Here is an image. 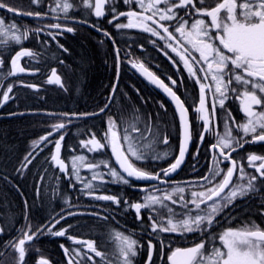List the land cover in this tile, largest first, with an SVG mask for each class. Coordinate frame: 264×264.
<instances>
[{"label":"snow or ice","instance_id":"1","mask_svg":"<svg viewBox=\"0 0 264 264\" xmlns=\"http://www.w3.org/2000/svg\"><path fill=\"white\" fill-rule=\"evenodd\" d=\"M40 2L41 0H32L35 5H39ZM115 2L116 0H81L83 7L90 9L96 18L105 17L107 15L106 4L114 5ZM123 3L136 4L140 11L117 12L113 6L110 8L113 15L108 22L112 24L113 21L119 20L123 16L127 18V23H116L117 29L139 28L160 40L166 41L165 47L179 57V61L183 62V66L189 75L195 78L199 84V106L195 108V112L199 114L198 118L203 121L204 133L214 131L212 125L217 104L221 109L225 108L226 101L230 96L239 101L240 110L246 118L244 122L237 123L235 117L228 110V120L235 125L237 134L243 133V135H240L239 138L237 135H233V130L227 127L226 121L224 134L217 135L216 143L210 146L212 149L218 150L219 158L213 156L215 167L209 169V175L201 178L206 182L205 185L201 186L204 190L191 191V198L188 199L183 195L185 188L177 187L170 193L166 192L162 197L146 195L143 203L128 204L127 201H124V204L135 210L136 219L140 221H143L142 209H149L151 213H155V216L152 214L148 216L150 222L149 235L154 234L157 239H159L160 233L180 235L199 233L206 237L191 247H172L170 244L166 245L164 240L159 239L160 255L163 256L165 247L169 249L168 264H264V228L260 225L251 222L241 228L228 227L218 234L211 231L217 216L231 206L237 198H243L250 192L258 191L257 181L264 182V155L249 154L247 156L248 167L253 168L256 174L247 173L244 165L239 164L232 155L238 148H243L245 144L264 142V0H213L211 5L208 4V0H123ZM54 4V7L49 6V10L53 13L59 10L64 14L65 19H69L68 13L75 7L71 0H54ZM0 9H6L13 15H28L34 18H42L47 15V13L40 12H22L5 3L4 0H0ZM181 9H183V15L180 14ZM186 17L192 18L191 22ZM77 22L88 23L86 20ZM90 26L97 31H103L95 24ZM48 27L58 30L63 27V31L69 33L75 31L73 27L62 26L59 23L51 24ZM42 30L35 29L34 31L40 32ZM18 32L20 34H17ZM62 34L63 32L49 33L53 39L56 35ZM103 34L111 39L107 31H103ZM28 36L29 29L25 28L23 32H20L19 25L15 22L8 24L4 18L0 17V44L7 46L13 42L19 45ZM153 43L155 42L153 41ZM59 47L63 48L62 45ZM161 50L163 51V49ZM164 54L174 65L177 64V61L167 51ZM35 55L36 53L21 48L10 59L8 75L25 72L26 69L20 66L21 59L24 57L33 58ZM119 63V50L117 49V80ZM4 64L5 59L3 55H0V68L4 67ZM131 64L150 83L161 88L174 101L178 111L183 130L179 155L168 168L161 169L164 176H169L181 166L191 140L190 124L187 118L188 109L173 91V88L165 84L142 62L132 61ZM168 79L173 86L176 85V80L171 77ZM47 82L61 83L55 69H52ZM25 86L36 87L35 85ZM115 90L116 86L114 85L113 92ZM206 90L212 92L211 113L206 107ZM12 92L13 85L9 84L2 94L0 104L10 100L12 97L9 94ZM107 107L106 104L104 108L100 109V112H104ZM65 127L64 122L53 124V131L40 137L38 141H33L34 150L39 148L41 144L47 146V143H52L49 141V137L59 133ZM133 132L138 133L139 138H144L141 130L134 124L125 127L121 133L117 121L109 117L107 131L102 138L104 142L98 139L95 133H92L88 140H81L80 142L81 146L86 148L88 152H98L110 148L119 170L112 167L107 161L89 162L86 156L79 155L72 157L71 172H69V164L61 158L63 134L54 141V152L50 156V162L68 179L75 177V180L83 185L81 191L85 195L97 200L111 201L119 206L121 200L118 196L97 195L96 188L98 185L92 181L98 180L101 183H108L109 181L104 178L105 175H108L111 177L110 182L128 185L131 182L129 178L136 180H160L161 178L160 172L145 171L135 163L147 157L138 144V138L131 134ZM249 136L251 139H246ZM203 139L204 134L202 133L200 140L203 141ZM164 142L167 143V138L164 139ZM150 147V144L143 145V148ZM40 150L43 151L42 148ZM155 158L159 159V157ZM33 159L35 156L29 152L25 156L21 168L17 171L26 169ZM257 161H259L258 164ZM223 162H227L229 165L226 169L219 167V164ZM101 165L108 169L106 174L97 171ZM82 168H86L92 173L90 180L85 181L81 178L80 170ZM237 174L241 181L247 178V182L234 183L233 177ZM217 177L222 178L217 181ZM40 179L42 181L43 176ZM70 186L75 187V185ZM39 193L40 188L38 187L37 195ZM178 194L179 198H174ZM165 201H170L172 205H178L184 211L177 212ZM25 203L27 204V201ZM66 203L71 206L70 201H66ZM189 205L192 207L190 208ZM72 215H77V213L68 212L67 215H60L59 218L54 219L51 226H40L35 231L32 230L30 224L27 225L21 238L10 240L4 246L6 249L11 248L12 252L17 254L15 264H25L26 244L38 238L39 235L47 232L56 237H65L67 228L57 231H53V228L61 220ZM103 219H107V217H103ZM3 231L0 228V234H3ZM67 239L81 245L80 249H69L61 245L65 256L68 257L67 264H134L138 249L144 247L131 235H125L118 231L112 236L114 248L111 252L107 249H99L96 242L91 239L83 240L70 235H67ZM147 249L146 264H153L156 245L153 244L152 239L148 240ZM3 256L4 252H0V257ZM96 258H99V262ZM38 264H50V261L41 258Z\"/></svg>","mask_w":264,"mask_h":264},{"label":"trees","instance_id":"2","mask_svg":"<svg viewBox=\"0 0 264 264\" xmlns=\"http://www.w3.org/2000/svg\"><path fill=\"white\" fill-rule=\"evenodd\" d=\"M77 21H79V17L78 20L74 18L72 21L62 22L65 26L73 27L75 31L56 35V43L62 45L63 48L55 49L54 47L52 50L51 56L54 63L50 65L37 63L44 67L40 68L34 62L35 56L23 59L27 68L36 71L40 69L45 72V77L52 69H56L63 78V87L50 85L45 78L40 79L39 75L27 77L8 75L10 55L18 48L31 45L25 39L19 45H10V50H14L6 54L4 67L0 69V100L7 86L13 85V92L10 93L12 99L2 109L0 107V182L2 183L0 185V223L5 235L15 233L19 237L22 235L21 231L26 230L27 225L30 224L32 230H35L43 226L42 223L45 221L58 218L73 210V206L79 203V191L83 185L77 182L75 177L68 179L50 162L54 141L61 134L64 135L62 156L70 162L72 157L88 152L81 146V140H88L92 133L104 136L108 128L109 117L117 121L121 133L125 127L134 124L141 130L144 137L139 138L138 133H131L138 138V144L147 157L148 161L144 162L142 166L156 170L161 166L151 165L160 164L155 161L157 153L155 148L161 145L162 133H168L167 128L173 125L172 121L177 122L176 115L169 105V107L163 105L156 110L151 109L150 101L152 98H156V92L146 82L140 81V77L133 72L134 69L130 68V64L124 63L123 51L126 49V45L123 33L116 27L110 29L105 22L106 19L95 20L92 24L107 31L111 39L105 36L103 31H97L88 24ZM35 22L36 20L32 16H23L19 19L20 32L25 28L35 27L33 25ZM41 38L47 43H54L48 41L51 38L48 33L41 34ZM117 49L120 59L118 82ZM60 51L63 53L58 61L57 53ZM41 54H45V52L43 51ZM163 60V55L160 52L152 57V63ZM27 83L38 85L39 88L27 87L25 86L28 85ZM114 85L116 90L112 94ZM110 97L112 102L109 107L104 112H100V109L108 104ZM156 99H159V95ZM164 108L167 109L164 110ZM59 122H64L66 127L49 137V141L52 143H47V146L41 144L34 150L33 141H38L40 137L53 131L52 125ZM146 144H150L151 147L143 148V145ZM41 148L43 151L40 150ZM81 149L84 151L82 152ZM29 152H32L35 159L27 165L26 169L18 172L17 170L21 168L24 158ZM152 154L153 158L151 159ZM173 158L174 155L168 160L171 161ZM100 161L108 162V160L100 159L97 163ZM107 170L101 165L97 171L107 173ZM187 174L185 167L179 174V178H183ZM41 176H43L42 181ZM80 176L87 181L91 179L92 173L82 168ZM104 178L109 182L101 183L98 180L92 182L108 195L118 196L121 200L120 205L117 206L111 201L98 200L95 202L98 212H94V214L99 215H72L64 223H60V226L68 229L67 235L92 239L101 243L113 240L112 236L117 231L131 235L132 238L139 234L140 244L144 247L138 249L134 264H146L147 242L152 239L156 245L153 264H158L161 233L159 239L155 235L150 236L149 214L142 215L143 221H138L134 209L128 208L124 204V201L131 204L129 196H132L133 189L138 187L133 184L137 185L138 183L125 185L110 182V176L105 175ZM70 185H75V187ZM38 187L40 188L39 195H37ZM83 194L82 192L83 200L89 202L90 200H87L88 198ZM66 201H70L71 206ZM103 217H107V219H103ZM217 218H222L225 225L223 227L222 224L213 226L211 231L214 234L220 233L226 227L236 226L247 221L255 222L264 228V225L260 224L264 221V190L237 198ZM38 222L40 223L36 224ZM127 222L129 223L127 224ZM162 237L165 244H170L172 247L194 245L202 238H206L199 233H185L184 235L163 233ZM168 252V247H165L163 249L165 258ZM15 258V256H3L2 264H15ZM38 261L25 258V264H38ZM163 264L168 263L166 261Z\"/></svg>","mask_w":264,"mask_h":264},{"label":"flooded vegetation","instance_id":"3","mask_svg":"<svg viewBox=\"0 0 264 264\" xmlns=\"http://www.w3.org/2000/svg\"><path fill=\"white\" fill-rule=\"evenodd\" d=\"M4 2L22 12L47 13V15L43 16L42 18L32 17L34 20H36V22L33 24L35 25V27L29 29V36L27 39H25L31 45L29 47H23L36 53L34 62L40 68H44V67L39 66L38 64L50 65L55 62L51 56V53L54 47L55 49L59 48V44L56 43V37L55 39H53V36L50 35L51 38L48 41L49 42L53 41L54 43H47L45 41H42L41 34L43 33L55 34L57 32H63V33L65 32L63 31V27L58 30L48 27L49 25L59 23L62 26H65V24L62 22L72 21V19L74 18L78 20V17H79V21L87 20V18H89L88 19L89 26L92 25L95 19L100 20L99 18H96L94 14H92V11L90 9H86L83 7L81 0H71V2L75 5V7L69 11L68 13L69 19H65L64 14L59 10L55 13L49 10L50 5L53 7L55 6L54 0H41L39 5L33 4L32 0H4ZM212 3L213 0H208L209 5H211ZM113 6L116 8L117 12H127L129 10L140 11L138 5L125 4L123 3V0H116L114 5L111 3L106 4L105 11L107 15L104 18H106L105 22L110 29H113L116 23H127V18L123 16L120 17L119 20L113 21L112 24L108 22L113 15V13L110 11V8ZM180 14L181 15L184 14L183 9L180 10ZM23 16H28V15H13V13L8 12L6 9H0V17L4 18L8 24L15 22L17 25H19V19L23 18ZM104 18H102L101 20H103ZM186 18H188L191 22L192 18L189 17ZM172 23L174 24V22ZM35 29H43V30L40 32H36L34 31ZM118 30L123 33L124 42L126 45V49L123 51L124 63L131 64L132 61L142 62L143 64L151 68L156 75H158L168 85L174 88V90L180 95L181 99L186 104L190 113L189 115L192 126V139H193L192 150H190L189 156L187 158L188 159L187 167L190 170V172L187 174V177L185 178L170 180L168 182L169 183L168 186L171 187L172 185H178L180 183L189 182V183H194L195 185L193 186L196 188L204 189L201 186L205 185L206 182L201 178L206 175H209V169L214 167L213 156L215 155L219 158V154L216 153L217 150L212 149L210 146L216 143L217 135L224 134L226 121H227V127L232 128L233 135H237L238 138L240 135H243V133L237 134L235 125H233L232 122L228 120V110H230L231 115L235 117L237 123H242L246 119L243 112L240 110L239 101L236 100L234 97L230 96V98L226 101L225 108L221 109L217 104L216 115L213 119V125H212L214 131L204 133L203 121H201L198 118L199 114L195 112V108H196L195 103L191 98V96L187 93V90H190L193 93V95L197 93V91L199 90L198 87L199 84L196 82L195 78L189 75V73L183 66V62L179 61V57L176 56L175 53H172L170 49H167L165 47L166 41L160 40L158 37L152 36L150 33H146L139 28L118 29ZM171 30L172 29L170 28V31ZM21 32L23 31L21 30ZM17 34L20 33L18 32ZM153 41L155 43H153ZM10 45L15 46L17 44L13 42H10L9 45L7 46L0 44V53H2L1 55H3L5 61H6L5 58L6 54L14 50V49L10 50ZM20 49L21 48L16 49L15 52H17ZM161 49H163V51ZM43 51L45 52V54H41ZM165 51H167L169 55L172 56L177 61L176 65H174L172 61L168 58V56L164 54ZM158 52H160L163 55L164 60L160 62L152 63L153 55L157 54ZM14 53L10 55L8 59L9 61L8 65L10 64V59L14 55ZM62 53L63 51L57 53L58 61L62 57ZM22 64H24V66L26 67L25 63H23V60H22ZM35 75H39L40 79L45 78V80H47L49 76L48 75L47 77H45V72L40 69L39 71H37V74ZM169 77H171L173 80H176L177 83L175 86H172L170 84L171 82L168 79ZM150 88L154 89L151 86ZM199 95H200V91H199ZM211 103H212V92L206 90V107H208L210 113H211ZM150 104L152 110H156L158 108L156 105V98H152ZM172 124H173L172 126H169L167 128L168 133H165V136H162V145L163 147H168L170 149L169 153L171 151L173 152L175 151V147L178 146L180 139V127L178 121L176 122L173 120ZM202 133L204 134L203 141L200 140V136ZM165 138H167V143L164 142ZM246 139L250 140L251 136L247 137ZM81 151L83 152L84 149H81ZM249 154L264 155V142L245 144L243 148H238L237 151L232 154L239 164L244 165L245 171L247 173L256 174L253 168L248 167L247 156ZM79 155H84L87 157V160L89 162H96V163L98 162V160L103 159L105 156L108 158V152L103 153L102 155H99V152H87L85 154H79ZM256 163L258 164L259 161H257ZM220 164L223 165L222 166L223 169H226L228 165L227 162H223ZM163 167L164 166H162L161 168ZM162 177H164L163 174L161 175V178ZM257 183H259V181H257ZM1 184L2 183L0 182V185ZM159 188H160L159 184L140 186L139 188L133 189L134 194L132 196H129V200L131 201V204L136 202L143 203L144 197L150 194L151 192L161 193L162 191L161 192L158 191ZM96 194L108 195L106 192L103 191L102 188L101 189L96 188ZM81 195L82 192L79 191V196H78L79 203L73 206V210L68 212H74L81 215H92L94 214V212H98V207L97 204L95 203L98 200L83 194L86 198H88L87 200H90L89 202H86V200L85 201L83 200ZM143 210L145 209H142L141 213L143 212ZM68 212L62 215H67ZM70 217L71 216H67V218L61 220L60 223H64ZM53 222L54 219H51L45 221V223L42 224L45 227H49ZM39 223L40 222L36 224ZM60 223L57 224L55 228H53V231H57L62 228H65L60 226ZM18 239L19 238L17 236H13L10 234H6V235L0 234V252H4V256L7 257H12L17 255L12 252L11 248L6 249L4 246L10 240H18ZM78 239L88 240L87 238H82V237H78ZM33 241L30 242L29 244H26V248H28V254L26 256L28 258L30 257L33 259L46 258L50 261V264H61L62 259L63 258L66 259V256L64 254L63 249L61 248V245H64V247L69 249L81 248V245L78 247L79 244H75L73 243V241L67 239V235L65 237H56L51 234H48L47 232L44 233L43 237L38 242L33 243ZM112 242L113 240L106 243L96 242V244L99 249H107L108 251H110L112 250ZM2 258L3 257H0V261H2Z\"/></svg>","mask_w":264,"mask_h":264},{"label":"water","instance_id":"4","mask_svg":"<svg viewBox=\"0 0 264 264\" xmlns=\"http://www.w3.org/2000/svg\"><path fill=\"white\" fill-rule=\"evenodd\" d=\"M20 66H21V64H20ZM29 72L28 71H25V72H23V73H17L16 75H21V74H28ZM156 86V85H155ZM157 87V86H156ZM158 89H161V88H159V87H157ZM162 90V89H161ZM163 91V90H162ZM163 93L165 94V96L171 101V103H172V105L176 108V106H175V103H174V101H172L171 100V98L163 91ZM177 110V109H176ZM187 118H188V121H189V117H188V113H187ZM181 129H182V127H181ZM190 131H191V129H190ZM182 138H183V130H182ZM182 138H181V142H182ZM190 146H191V140H190V142H189V144H188V147H187V151H186V154H185V158H184V161L182 162V164H181V166L177 169V171L176 172H174V173H171L169 176H165L166 178H172V177H174L180 170H181V168H182V166H183V164L185 163V161H186V158H187V155H188V152H189V150H190ZM115 159V158H114ZM117 165V164H116ZM117 167H118V165H117ZM119 168V167H118ZM133 179V178H132ZM136 180V179H135ZM138 181H155V180H138ZM165 181V180H164Z\"/></svg>","mask_w":264,"mask_h":264},{"label":"rangeland","instance_id":"5","mask_svg":"<svg viewBox=\"0 0 264 264\" xmlns=\"http://www.w3.org/2000/svg\"><path fill=\"white\" fill-rule=\"evenodd\" d=\"M198 55V54H197ZM220 165V164H219ZM221 166V165H220ZM219 181V180H218ZM174 188H171L170 190H168L167 192H171L172 190H173ZM204 190V189H203ZM191 191H195V190H189V196H190V193H191ZM202 191V190H201ZM191 198V197H190ZM166 203V202H165Z\"/></svg>","mask_w":264,"mask_h":264}]
</instances>
